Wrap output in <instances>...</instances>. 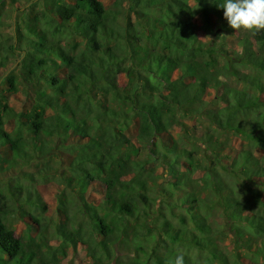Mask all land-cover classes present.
Segmentation results:
<instances>
[{"label": "trees", "instance_id": "16d2710c", "mask_svg": "<svg viewBox=\"0 0 264 264\" xmlns=\"http://www.w3.org/2000/svg\"><path fill=\"white\" fill-rule=\"evenodd\" d=\"M221 2L0 0V68L13 59L31 100L10 105L18 82L0 73V264L79 245L87 264H264V30L229 28ZM51 149L61 173L40 163ZM52 178L57 245L36 237Z\"/></svg>", "mask_w": 264, "mask_h": 264}, {"label": "rangeland", "instance_id": "374dc122", "mask_svg": "<svg viewBox=\"0 0 264 264\" xmlns=\"http://www.w3.org/2000/svg\"><path fill=\"white\" fill-rule=\"evenodd\" d=\"M23 3V1H21L19 3V5H21ZM9 4V2H8ZM213 17V16H212ZM6 21V20H5ZM8 21V20H7ZM195 22H196V32L199 36L200 39L204 40V41H209L212 38H214V36L212 34H210V32H208L204 27H203V19L201 17V15L197 16L195 18ZM1 31H9L10 27L9 25H6L4 27H2L0 29ZM226 41L228 42V47H233V48H238L237 44H236V37L232 36V35H228ZM14 61L12 58H10L7 62V67H9V71L13 72L16 76L17 82H18V91L15 94H12L9 96V103L10 105L16 107L19 110H28L30 105H31V100H30V86H28L24 81V79L20 76V73L15 69L14 67ZM5 68H0V73L1 74H6L8 73L7 71H4ZM6 87L5 86H1L0 91L4 90L6 92ZM15 127V120L10 119L8 120V122L5 123L4 129L7 131H12ZM198 131L196 132V135L198 136L202 129H204V124H198ZM177 131H179V129L176 127L173 129L172 132L176 133ZM193 134V133H192ZM195 135V134H194ZM232 148H239L240 145L242 144L241 140H239L238 137H233L232 139ZM5 148H0V153L2 154V152L4 151ZM40 163L42 164V167H45V172L48 171V169H50V171L54 172V173H61L63 171L62 169V164H65L66 162L62 163L60 160V156L58 154V152L55 149H51L49 150L43 157L40 158ZM49 179V178H48ZM48 179H44V180H39V184H38V188L40 190V192L42 193L43 199L46 201L47 204V211L44 212V215H46V217L48 218V224L44 227L43 226V230L42 233H40L39 235H37V238H42L43 240H47L48 242H50L51 245H57L56 242H52L51 238H53V230H54V226H55V221L60 220L57 219L56 216V205H57V194L56 191L60 190V186H58V182L55 181L53 178L52 180H48ZM195 188V185L192 186ZM184 194V189H177L175 191V193H173V196L171 199H177L180 196H182ZM218 214V212H217ZM219 217V216H218ZM213 218L214 221L211 223L213 228L215 229V233L214 236L216 238V240L221 244V245H227L229 248L232 247V243L230 240L229 236H226L225 231H224V224L222 222L221 218ZM43 220V218H42ZM44 224V223H43ZM15 225L16 226V230H15V234L19 235L20 233L23 232L24 230V226L17 220H13L12 221V226ZM58 242V241H57ZM49 251L46 255L47 259H51V256L53 255L54 250L53 249H48L46 248V251ZM91 262V257L88 256L84 250H82L81 246L79 245L77 247L76 251H73L72 249H68L67 254L63 257L60 258L58 260L59 264H87ZM109 264H115V260L112 259L110 261ZM245 264H249V262H245Z\"/></svg>", "mask_w": 264, "mask_h": 264}, {"label": "clouds", "instance_id": "9594fccd", "mask_svg": "<svg viewBox=\"0 0 264 264\" xmlns=\"http://www.w3.org/2000/svg\"><path fill=\"white\" fill-rule=\"evenodd\" d=\"M223 18L233 30H264V0H222ZM174 264H184V255L178 254Z\"/></svg>", "mask_w": 264, "mask_h": 264}]
</instances>
